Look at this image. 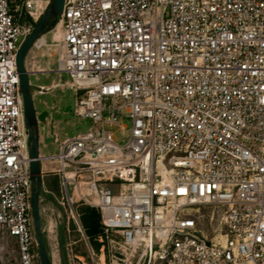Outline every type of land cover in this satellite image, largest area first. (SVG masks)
I'll list each match as a JSON object with an SVG mask.
<instances>
[{
  "label": "built area",
  "instance_id": "1",
  "mask_svg": "<svg viewBox=\"0 0 264 264\" xmlns=\"http://www.w3.org/2000/svg\"><path fill=\"white\" fill-rule=\"evenodd\" d=\"M50 3L0 0V264H40L16 58ZM58 27L32 49L70 81L38 91L73 90L91 122L39 154L79 234L69 264H107L112 234L111 264H264V0H65ZM76 203L99 211L97 251Z\"/></svg>",
  "mask_w": 264,
  "mask_h": 264
},
{
  "label": "rangeland",
  "instance_id": "2",
  "mask_svg": "<svg viewBox=\"0 0 264 264\" xmlns=\"http://www.w3.org/2000/svg\"><path fill=\"white\" fill-rule=\"evenodd\" d=\"M26 23L28 24L29 22L26 20ZM58 23L53 26L51 30H48L43 34L47 44H51L53 43V41L56 42V40H54V37L57 33ZM30 24H32L34 27L37 22H30ZM26 69L30 73V84L37 88H49L55 83L66 84L68 81H70V78L66 73H59L57 71V52L54 48L44 47L42 49H32L26 58ZM41 70H45L46 72H41ZM32 96L36 114L39 115L42 112L48 113V117L46 119L48 134L51 135V131L53 130V135H56L58 138L57 142H52L46 145L44 143L45 125H39V151L43 157L58 155L62 144L67 139H71L79 134L85 133L91 128V122L89 120L81 119L75 115L77 96L73 90L66 87H59L50 92L44 93H39L38 90H33ZM67 107H71L72 109L68 112H65V109H67ZM125 124L129 126L128 121H125ZM125 137L126 138L124 139L126 141L127 135ZM116 138L118 139V141L122 140V136L119 133L116 134ZM41 165L44 173L48 171L47 169H53L57 166L56 163L53 162V160L49 162L43 161ZM43 180L44 186L40 198V215L43 236L46 243L48 255L52 264H69L70 262L67 257L68 253L65 248L61 250L62 246L60 243V236L62 232H65L64 228L66 225V219L64 211L58 203V199L61 196L59 181L57 177L49 175H45ZM69 191L71 192V187H69ZM81 206L83 205L79 203H76L74 205V209L78 214L80 213ZM203 213L209 215L210 212L209 210H205L203 211ZM203 225L209 226V219L207 216L205 217ZM70 229V237L67 238V236H65L64 240H66L67 242L78 241L79 234L76 232L75 222L70 221ZM110 240L118 242L119 238L116 234H112L109 236V239L107 241L104 239L106 243L105 251L107 264H111L112 252L115 253L113 247H116L115 243L109 242ZM107 242L109 243V246H107ZM101 245L102 244H100V246ZM94 249L95 251L98 250L96 247H94ZM73 253L84 254L82 245L79 243L74 245Z\"/></svg>",
  "mask_w": 264,
  "mask_h": 264
},
{
  "label": "water",
  "instance_id": "3",
  "mask_svg": "<svg viewBox=\"0 0 264 264\" xmlns=\"http://www.w3.org/2000/svg\"><path fill=\"white\" fill-rule=\"evenodd\" d=\"M65 0H51V3L37 24L33 27L32 32L22 42L19 51L17 53L16 64L19 74L20 90L23 96L24 102V115L26 128L29 135V156H30V173H31V213L33 218L34 238L37 244V253L40 264H52L46 243L43 236L41 215H40V198L43 191L44 180L42 177V157H40L39 151V125L44 124L45 135L48 134L46 118L47 112H42L37 115L34 103H33V90H39V88L30 84V73L26 69V58L29 52L32 50L36 41L43 35V32L48 30L51 23L61 16ZM71 107H67L65 112L70 111ZM54 142L53 130L49 138L44 139V143L47 145Z\"/></svg>",
  "mask_w": 264,
  "mask_h": 264
},
{
  "label": "trees",
  "instance_id": "4",
  "mask_svg": "<svg viewBox=\"0 0 264 264\" xmlns=\"http://www.w3.org/2000/svg\"><path fill=\"white\" fill-rule=\"evenodd\" d=\"M58 22L59 18L51 23V28L49 27L50 29L48 30H51L52 27L55 26ZM48 30L44 31L43 34ZM79 215L81 218L80 220L82 227L85 231V234L89 238L91 246L93 248L96 247L98 249L100 243L97 241V238L103 235V227L101 225L99 211L95 208L83 205L80 207Z\"/></svg>",
  "mask_w": 264,
  "mask_h": 264
},
{
  "label": "crops",
  "instance_id": "5",
  "mask_svg": "<svg viewBox=\"0 0 264 264\" xmlns=\"http://www.w3.org/2000/svg\"><path fill=\"white\" fill-rule=\"evenodd\" d=\"M64 237H65V234H64V232H62V234L60 236V243H61V246H62L61 247V250L64 249L65 248V245L68 243L66 240H64L65 239Z\"/></svg>",
  "mask_w": 264,
  "mask_h": 264
},
{
  "label": "bare ground",
  "instance_id": "6",
  "mask_svg": "<svg viewBox=\"0 0 264 264\" xmlns=\"http://www.w3.org/2000/svg\"><path fill=\"white\" fill-rule=\"evenodd\" d=\"M60 34H61V31H60L59 27H57V33L55 34L54 40L57 41L60 38ZM40 43H43V40H41ZM41 71H43V70H41Z\"/></svg>",
  "mask_w": 264,
  "mask_h": 264
},
{
  "label": "flooded vegetation",
  "instance_id": "7",
  "mask_svg": "<svg viewBox=\"0 0 264 264\" xmlns=\"http://www.w3.org/2000/svg\"><path fill=\"white\" fill-rule=\"evenodd\" d=\"M47 119V118H46Z\"/></svg>",
  "mask_w": 264,
  "mask_h": 264
}]
</instances>
